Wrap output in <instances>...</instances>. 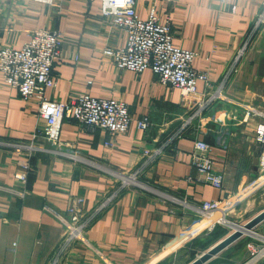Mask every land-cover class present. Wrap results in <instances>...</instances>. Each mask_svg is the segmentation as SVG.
I'll list each match as a JSON object with an SVG mask.
<instances>
[{
	"label": "crops",
	"instance_id": "crops-1",
	"mask_svg": "<svg viewBox=\"0 0 264 264\" xmlns=\"http://www.w3.org/2000/svg\"><path fill=\"white\" fill-rule=\"evenodd\" d=\"M151 1H136L139 16L146 17ZM156 6L161 17H170L173 44L197 52L193 67L207 71L214 86L223 81L226 99L211 102L197 118L195 99L184 100L178 88L160 83L151 69L133 73L102 54L107 46H123L125 33L104 21L100 0H56L55 5L0 0V46L19 47L37 28L62 31L61 56L52 67L55 85L45 93L48 99L71 100L86 91L113 96L127 104L132 118L129 130L114 138L106 130L64 119L61 138L72 143L83 160L39 150L20 154L0 144V264H142L192 222L190 214L164 201L162 194L199 204L237 191L258 173L264 147L255 128L262 119L240 118L245 104L264 111V24L257 22L264 0H157ZM197 88L202 92L204 83L198 81ZM37 112L38 103L24 101L0 75V141L30 142L45 126ZM227 112L238 118L227 120L233 134L223 150L215 146L220 124L214 117ZM144 115L151 121L146 130L136 125ZM178 130L181 136L137 176L140 184L121 188L113 173L133 172L143 164L145 150L162 146ZM195 138L214 144L226 171L221 188L199 181L190 163ZM108 139L114 140L112 145H105ZM26 162L31 170L22 184L14 175ZM22 188L24 196L10 190ZM72 195L84 197V217L107 202L92 215L87 241L63 247V224L43 207L50 203L64 211ZM241 210L246 212L243 203L235 208ZM255 228L264 231V220ZM230 232L217 225L153 264H187ZM242 238L205 264L247 263L252 238Z\"/></svg>",
	"mask_w": 264,
	"mask_h": 264
},
{
	"label": "built area",
	"instance_id": "built-area-1",
	"mask_svg": "<svg viewBox=\"0 0 264 264\" xmlns=\"http://www.w3.org/2000/svg\"><path fill=\"white\" fill-rule=\"evenodd\" d=\"M36 1L54 5L56 3V0ZM136 1L100 0V12L104 21L125 33L123 46H107L102 50V54L110 58L116 67L133 73H141L147 68L151 69L160 83L178 88L184 100L195 99L197 107L193 116L196 118L211 102L226 99L223 81L214 86L207 71L193 67L192 61L197 52L173 44L170 17L168 15L161 17L156 6L157 0L151 1L146 17L138 15ZM257 22L264 24V9L259 13ZM63 41L62 31L37 28L31 31L29 39L19 47L0 46V75L8 86L17 89L24 101L38 103L37 113L45 121L44 128L34 133L30 142L0 141V144L11 147L16 153L24 154L27 151L32 153L39 150L66 155L74 160H83L80 151H77L72 143L61 138L60 127L64 119H75L81 125L106 130L113 138L129 130L132 118L128 106L116 97H97L88 91L76 95L71 100H50L46 97V89L55 85L52 67L61 56ZM198 81L204 83L205 89L202 92L198 91ZM87 82L91 83V81ZM243 106L245 109L240 118L241 121L244 122L255 115L261 117V123L255 128V136L264 147V111L253 105ZM234 118L238 116L231 112H227L224 116L215 115L214 121L220 124V127L215 130V146L223 150L228 148L229 139L233 134L231 128L233 124L227 120H235ZM150 124L148 116L144 115L136 119L137 127L142 130L148 129ZM179 131L181 130L176 131L173 137L165 141L162 146L145 150L143 164L133 172H114L113 174L120 181V187L140 184L137 176L157 155L162 153L164 146L181 136ZM37 139L43 143L36 145ZM113 141L108 139L105 145H112ZM214 148V144L205 139L195 138L190 151V163L198 173L200 182L221 188L226 171ZM261 155L258 162V173L237 191L227 192L224 197L193 204L171 194H162L164 201L178 204L183 213L190 214L192 222L181 228L142 264H153L168 251L187 245L199 233L210 232L217 225L230 227H233V224L242 225L230 219L231 215L227 213L226 207L231 204L236 207L264 186V150ZM30 170L29 163H22V169L15 173L14 178L23 184ZM10 190L21 196L25 194L23 188L22 190ZM111 198L109 196L106 200L110 201ZM106 202L98 205L94 213L99 212ZM83 205L82 195H72L64 211H59L50 203L43 207L46 212L63 224L65 230L63 247L74 240L87 241L85 231L94 213L84 217ZM170 209L173 210L172 207ZM254 228L249 233L247 232V235L252 238L247 243L252 257L243 264L260 263L264 260V231H255Z\"/></svg>",
	"mask_w": 264,
	"mask_h": 264
},
{
	"label": "water",
	"instance_id": "water-1",
	"mask_svg": "<svg viewBox=\"0 0 264 264\" xmlns=\"http://www.w3.org/2000/svg\"><path fill=\"white\" fill-rule=\"evenodd\" d=\"M264 220V209H260L258 213L250 217L245 223H243L241 226L247 232L252 230L257 224L261 223V221ZM246 232L239 228H234L230 233H228L225 237L220 239L218 242L213 244L211 247H209L207 250L203 251L200 255L195 257L193 260L187 264H205L212 256L217 254L220 250H222L224 247L231 244L233 241L238 240L242 235H244Z\"/></svg>",
	"mask_w": 264,
	"mask_h": 264
},
{
	"label": "rangeland",
	"instance_id": "rangeland-1",
	"mask_svg": "<svg viewBox=\"0 0 264 264\" xmlns=\"http://www.w3.org/2000/svg\"><path fill=\"white\" fill-rule=\"evenodd\" d=\"M242 203L244 205V209L246 212L244 213L242 210L235 211V208H237ZM242 203L236 205V207H233L232 204L226 207L227 213L231 215L230 219L235 220V222H238L240 224L245 223L250 218L249 216L254 215L260 209L264 208V186H262V188H260V190L256 192L254 195H252L251 197H247V199H245ZM251 207L252 209L247 212V209ZM226 227H228L229 232L233 230V227H230V226H226ZM254 229L255 231H261L258 228H254ZM248 237L250 236L247 235V233L244 234L242 238L243 241H245V239H249ZM250 257H252V255H250Z\"/></svg>",
	"mask_w": 264,
	"mask_h": 264
},
{
	"label": "bare ground",
	"instance_id": "bare-ground-1",
	"mask_svg": "<svg viewBox=\"0 0 264 264\" xmlns=\"http://www.w3.org/2000/svg\"><path fill=\"white\" fill-rule=\"evenodd\" d=\"M233 227L234 228H239V229H242L243 231H245L246 233H247V230H245L244 228H242L243 226H238V225H236V224H233ZM249 233V232H248Z\"/></svg>",
	"mask_w": 264,
	"mask_h": 264
}]
</instances>
